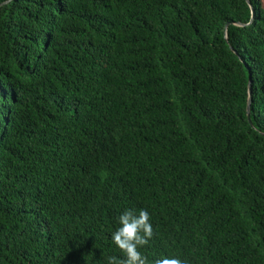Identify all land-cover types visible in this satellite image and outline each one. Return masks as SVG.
<instances>
[{"label":"trees","instance_id":"trees-1","mask_svg":"<svg viewBox=\"0 0 264 264\" xmlns=\"http://www.w3.org/2000/svg\"><path fill=\"white\" fill-rule=\"evenodd\" d=\"M129 209L264 264V0H0V264L123 258Z\"/></svg>","mask_w":264,"mask_h":264},{"label":"clouds","instance_id":"clouds-1","mask_svg":"<svg viewBox=\"0 0 264 264\" xmlns=\"http://www.w3.org/2000/svg\"><path fill=\"white\" fill-rule=\"evenodd\" d=\"M146 210H139L138 214L132 210H125L118 217L119 227L112 233L113 244L123 254V258L108 257V264H186L185 261L168 256H162L149 261L140 251L153 237V227Z\"/></svg>","mask_w":264,"mask_h":264},{"label":"water","instance_id":"water-1","mask_svg":"<svg viewBox=\"0 0 264 264\" xmlns=\"http://www.w3.org/2000/svg\"><path fill=\"white\" fill-rule=\"evenodd\" d=\"M250 86H251V75L249 74V81H248L249 95H250ZM249 104L250 102L248 103L247 108H246L247 117L249 115Z\"/></svg>","mask_w":264,"mask_h":264}]
</instances>
